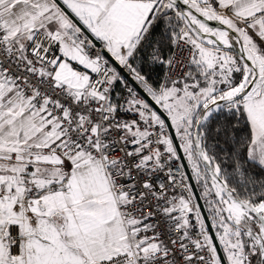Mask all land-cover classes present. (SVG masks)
<instances>
[{
	"label": "snow or ice",
	"instance_id": "snow-or-ice-1",
	"mask_svg": "<svg viewBox=\"0 0 264 264\" xmlns=\"http://www.w3.org/2000/svg\"><path fill=\"white\" fill-rule=\"evenodd\" d=\"M0 264H264V0H0Z\"/></svg>",
	"mask_w": 264,
	"mask_h": 264
},
{
	"label": "built area",
	"instance_id": "built-area-1",
	"mask_svg": "<svg viewBox=\"0 0 264 264\" xmlns=\"http://www.w3.org/2000/svg\"><path fill=\"white\" fill-rule=\"evenodd\" d=\"M152 78H153V80H155L156 79V74L154 73V74H152Z\"/></svg>",
	"mask_w": 264,
	"mask_h": 264
},
{
	"label": "water",
	"instance_id": "water-1",
	"mask_svg": "<svg viewBox=\"0 0 264 264\" xmlns=\"http://www.w3.org/2000/svg\"><path fill=\"white\" fill-rule=\"evenodd\" d=\"M210 23H213V22H210ZM214 26H218V25H214Z\"/></svg>",
	"mask_w": 264,
	"mask_h": 264
}]
</instances>
